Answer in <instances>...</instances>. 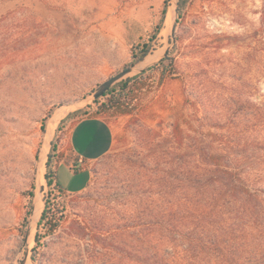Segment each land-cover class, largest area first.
Listing matches in <instances>:
<instances>
[{"label": "rangeland", "instance_id": "1", "mask_svg": "<svg viewBox=\"0 0 264 264\" xmlns=\"http://www.w3.org/2000/svg\"><path fill=\"white\" fill-rule=\"evenodd\" d=\"M164 1L0 0V264L25 254V264H140V255L151 264L161 241L178 233L171 223L184 221L171 212L197 194L201 176L246 174L264 189V0H191L176 15L167 60L123 96L133 118L113 108L94 114L108 94L56 115L45 135L58 108L90 100L127 69L131 46L147 42L160 20L145 59L164 51L175 0ZM75 111L81 115L60 127ZM87 116L113 126V146L90 166L85 190L61 198L41 171L43 147L55 146L52 166L66 152L75 161L68 132ZM85 175L57 168L67 189ZM46 201L60 210L64 201L59 225L48 235L37 224L25 248L28 223Z\"/></svg>", "mask_w": 264, "mask_h": 264}, {"label": "trees", "instance_id": "2", "mask_svg": "<svg viewBox=\"0 0 264 264\" xmlns=\"http://www.w3.org/2000/svg\"><path fill=\"white\" fill-rule=\"evenodd\" d=\"M168 1L165 0L164 4ZM190 1L178 0V18ZM165 11L164 6L162 18ZM161 23L162 20L153 28L147 42H136L131 46L130 60L126 68L141 62L150 53ZM167 58L168 53L155 66L108 89L102 97L111 94L110 97L105 103L100 104V108L94 114L98 115L100 110L105 112L113 108L115 113L133 118L134 108L124 100L122 101L128 86L136 83L145 72L161 66ZM136 88L142 87L136 86ZM95 103H98V100ZM81 112L75 111L68 115L61 122L60 127H64L70 120L81 115ZM173 127L176 133L180 132L178 123H175ZM54 151L55 146L51 144L44 179L48 187L54 183L58 194L63 198L66 191L55 180L56 165H51L50 154ZM217 159L212 155L209 163L212 164ZM250 178L246 174L232 175L229 171L216 179L206 175L198 178L196 180L199 185L197 194L194 197H188L182 209L176 208L171 212L173 217L180 215L184 219L182 223L173 222L170 225L178 233L161 241L152 255L151 264H264V189L255 188ZM59 207L61 210L51 206L50 201H46L37 229L43 228L48 235L54 233L60 221V216L57 215L64 209V201H61ZM147 216L152 220L149 221L152 227H163L160 219L152 215ZM38 241L39 235L36 233L37 246ZM32 253L31 258L34 261L35 248L32 249ZM143 257L140 255L137 259L140 264L144 262Z\"/></svg>", "mask_w": 264, "mask_h": 264}, {"label": "crops", "instance_id": "3", "mask_svg": "<svg viewBox=\"0 0 264 264\" xmlns=\"http://www.w3.org/2000/svg\"><path fill=\"white\" fill-rule=\"evenodd\" d=\"M114 134L113 126L99 116H87L73 122L68 132L67 146L75 161L67 159L66 152L54 168L55 180L67 194H79L85 190L91 180L90 166L110 151ZM60 165H65L72 174L86 173L82 184L70 186L73 187L71 189L64 188L57 178V168ZM71 167H77L78 170L72 172Z\"/></svg>", "mask_w": 264, "mask_h": 264}, {"label": "water", "instance_id": "4", "mask_svg": "<svg viewBox=\"0 0 264 264\" xmlns=\"http://www.w3.org/2000/svg\"><path fill=\"white\" fill-rule=\"evenodd\" d=\"M177 2H178V0L173 1V9H172L171 18H170V42H168V44H167L166 48L164 49V51L161 54H159L156 59H154L152 62H150V63H148V64H146L144 66H140L143 63L144 59L147 57L146 56L141 62H139V63H137V64H135L133 66H130L127 69H124V70L118 72L114 76L108 78L103 83L98 85V87L95 89V91L91 94V97H90L91 99L90 100L77 102V103L69 105V106H61L52 115L51 119H53L58 114H65L69 109H73V108L81 109L82 107H84V106L88 105L89 103H91V101L102 97L103 94L108 89H110L112 86H114L118 82L124 80L128 76H130L132 74L141 73L143 71H146L148 68L153 67L156 64H158L159 61L166 56V53L169 51V48H170L171 44H173V42H174V34H175V27H176V15H177V7H178ZM45 135L49 136V138H50L51 133H50V130H49V124L46 127ZM50 147H51V144L49 143L47 145V147L45 148L46 149V151L44 153L45 157H44L43 160L40 161V165H41V163H43V168L45 170H46L45 160L48 159V155H49L48 153H49ZM36 185H37V188H38V190L40 192L41 184H40V172H39V170L37 171ZM44 206L41 209V211L38 214V216L33 215L31 220L28 223V226H27V229H26V232H25V237H24V247L25 248H27V243H28V241L30 239V236L32 234L33 229L36 227V225L39 222V219H40L41 213H42V211L44 209ZM26 259H27V255L25 254L18 261V264H25Z\"/></svg>", "mask_w": 264, "mask_h": 264}, {"label": "bare ground", "instance_id": "5", "mask_svg": "<svg viewBox=\"0 0 264 264\" xmlns=\"http://www.w3.org/2000/svg\"><path fill=\"white\" fill-rule=\"evenodd\" d=\"M153 61V60H152ZM152 61H146V59L143 61V63L140 65V66H144V65H146V64H148V63H150V62H152ZM57 120V118L56 117H54L53 119H52V121H51V125H49V130H50V133H51V130H52V128H53V125H54V122ZM47 140H48V138H47ZM43 151H44V153H45V151H46V149L43 147ZM44 157H45V155L43 154V157H42V159L41 160H43L44 159ZM43 170V163H41V171Z\"/></svg>", "mask_w": 264, "mask_h": 264}, {"label": "built area", "instance_id": "6", "mask_svg": "<svg viewBox=\"0 0 264 264\" xmlns=\"http://www.w3.org/2000/svg\"><path fill=\"white\" fill-rule=\"evenodd\" d=\"M70 169L72 172H76L78 170L77 167H71Z\"/></svg>", "mask_w": 264, "mask_h": 264}]
</instances>
